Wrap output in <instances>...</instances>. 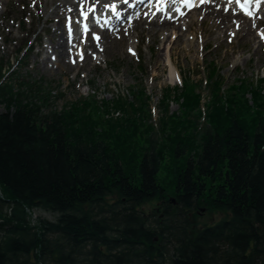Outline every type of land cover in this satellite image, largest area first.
<instances>
[{"label": "trees", "instance_id": "1", "mask_svg": "<svg viewBox=\"0 0 264 264\" xmlns=\"http://www.w3.org/2000/svg\"><path fill=\"white\" fill-rule=\"evenodd\" d=\"M209 68L204 110L182 80L155 126L144 89L58 110L0 58V264H264V77L225 92Z\"/></svg>", "mask_w": 264, "mask_h": 264}, {"label": "rangeland", "instance_id": "2", "mask_svg": "<svg viewBox=\"0 0 264 264\" xmlns=\"http://www.w3.org/2000/svg\"><path fill=\"white\" fill-rule=\"evenodd\" d=\"M35 2L36 0H8L5 4L0 16V58L11 63L10 72L19 75L20 79H38V81L43 79L44 86L50 82V86L46 88L53 91L55 95L61 92L64 96L63 100H58L54 104L58 110L63 104L82 98H94L99 103L111 100L112 97L118 95L130 99L129 91L132 88L144 89L149 97L151 121L155 126H158L162 116L161 101L164 91L175 90L182 80L187 79L188 83L200 93L202 102L209 103L210 93L205 81L210 74L209 66L211 64L217 68L219 79L223 85L222 89L225 92L237 80L259 81L264 77V22L258 26L255 19H252L251 23L260 39L256 40L252 32H249L248 38L244 37L245 39H241L237 43L236 36L231 33L223 38L221 37L223 32L220 30L213 34L209 21L205 20L202 26L209 28L210 32L206 48L201 49L199 46L187 52V49L181 45V52L172 56L180 78L176 77V82L169 77L172 72L170 64L166 60L170 45H165L167 49L162 50L163 43L159 40L160 37L149 38L145 32L140 31L139 41H136L135 35L131 37L133 43L131 45L137 43V50L133 49L131 53L126 54L123 51V46L126 45L119 44L121 52L117 50L118 52L106 53L105 60L96 63H92L96 56L93 53V58L77 69L78 72L64 65H61L60 69L52 70L49 66H43L41 49L45 45L55 44L58 35H53L52 22H45L42 4L32 5ZM198 13L195 12L192 15L197 16ZM199 26L196 21L193 29H198ZM169 34L172 42L173 33ZM242 34L243 32H238V39ZM88 39L91 41V35ZM260 40L261 46L259 45L257 48ZM227 41L234 42L233 46H230ZM150 43L151 48L149 49L147 45ZM157 54L162 57L157 69L159 73L154 72V68H150L148 65L149 61L152 64L157 61ZM76 72L77 76H75ZM176 100L177 94H170L169 110L171 113L178 112L180 109L179 102ZM1 111L3 110L0 109ZM114 115L116 116V113ZM155 204L152 205L155 206ZM143 209L148 212L152 207L145 205ZM222 216L221 213H203L196 219V222L199 227L208 226L218 222ZM40 217L52 218L51 215L43 213L40 214Z\"/></svg>", "mask_w": 264, "mask_h": 264}, {"label": "bare ground", "instance_id": "3", "mask_svg": "<svg viewBox=\"0 0 264 264\" xmlns=\"http://www.w3.org/2000/svg\"><path fill=\"white\" fill-rule=\"evenodd\" d=\"M124 1L125 0H36L32 5H36V3L42 4V13L45 16V22H52L53 35H58L55 44L51 41L53 45H45L41 49V62L43 66H49V68L53 70L60 69L61 65H64L77 70L82 67L86 61L93 58V53L96 54V56L95 59L92 60V63H96L97 61L105 60L106 53L110 54L111 51H120V47H118L119 44L126 45L125 47L123 46V51L126 54L131 53L133 49L137 50V43H134L133 46L131 45L133 44L131 42V37L135 35L136 41H139L140 31L145 32L149 38L154 39L156 36L160 37L159 40L163 43L162 50L165 48L167 49V46L170 45L166 60L170 64L172 72L169 77L176 82V76L179 77V72L175 62L172 61V56L181 52L182 46L187 49V52L199 46H201V49L206 48L210 39V32L209 28L202 26L205 20L209 21L210 29L213 31V34L220 30L223 32V34H221L223 38L225 35L231 33L236 36V43L241 39H245L244 37L248 38L250 35L249 32H252L256 40L258 38L260 39V36L255 33L251 19H249V14L241 13L235 6V2L229 4L228 1L210 0L209 3L201 5L198 9H193L192 12L183 16L179 0H175L173 6H171L169 0H161L160 2L153 0L151 2V9L148 4L139 2L142 0H128L129 4L127 6H130L134 2H137V5H139L138 11H135L131 17H129V15L125 14L123 11L125 8ZM7 2L8 0H0V16ZM251 3L252 16L257 20L256 24L261 26L264 22V0H261L259 4L257 0H251ZM196 4H198V2H196ZM80 11L90 14L91 16L94 14L101 15V19L105 17L108 18L111 25L114 26V30L104 28L95 29L93 35H97L100 38L98 42L89 41L88 36L90 34L84 39H80L77 36L78 32L75 21ZM194 11L199 12L197 16L192 15ZM67 16L74 18V20L71 19L68 22L66 20ZM83 20L84 17L81 16L79 25L82 24ZM115 20H118V22ZM196 21L200 26L198 29H193ZM239 31L241 33L243 32V34L238 39ZM169 33H173L172 42L170 41ZM228 43L230 46L234 44V42ZM261 43L260 40L257 48H259V45L261 46ZM147 47L150 49L151 43L148 44ZM81 56H83L82 59ZM156 58L157 61L155 63L152 64L149 61L148 65L150 68H154V72L159 73L157 69L162 57L157 54ZM77 72L75 76H77Z\"/></svg>", "mask_w": 264, "mask_h": 264}, {"label": "built area", "instance_id": "4", "mask_svg": "<svg viewBox=\"0 0 264 264\" xmlns=\"http://www.w3.org/2000/svg\"><path fill=\"white\" fill-rule=\"evenodd\" d=\"M29 214L31 215V223L34 224L36 218L38 217V209H32L29 211Z\"/></svg>", "mask_w": 264, "mask_h": 264}, {"label": "flooded vegetation", "instance_id": "5", "mask_svg": "<svg viewBox=\"0 0 264 264\" xmlns=\"http://www.w3.org/2000/svg\"><path fill=\"white\" fill-rule=\"evenodd\" d=\"M172 204H173V205H175V204H176V202H175V200H174V199H172ZM200 210H201V212H203V209H201V208H200Z\"/></svg>", "mask_w": 264, "mask_h": 264}, {"label": "snow or ice", "instance_id": "6", "mask_svg": "<svg viewBox=\"0 0 264 264\" xmlns=\"http://www.w3.org/2000/svg\"><path fill=\"white\" fill-rule=\"evenodd\" d=\"M248 2V0H245V3H247ZM257 3L259 4V3H261V0H257ZM83 58V56H81V59Z\"/></svg>", "mask_w": 264, "mask_h": 264}]
</instances>
